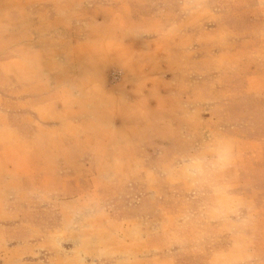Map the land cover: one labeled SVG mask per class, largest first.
<instances>
[{
  "label": "crops",
  "instance_id": "1",
  "mask_svg": "<svg viewBox=\"0 0 264 264\" xmlns=\"http://www.w3.org/2000/svg\"><path fill=\"white\" fill-rule=\"evenodd\" d=\"M75 1L77 5L72 9ZM156 1L160 3L163 1L162 6L158 7L172 10L175 14L176 10L180 9L183 12L181 22L187 24L192 20L193 11L197 13L199 9L203 10L206 4H209V0L203 1V4L198 0L32 1L35 6L50 10L53 17L46 18L45 22L32 21L31 30L39 31L44 25L57 24L59 20L54 17L57 14L55 6H61V19L65 22L57 24L59 32L55 36L50 33L45 35L51 42H57V49L46 51L40 49L39 45H36L40 39L36 34L26 36L24 39L21 37L16 42L22 45L23 40L28 39L32 42L31 47L15 48L8 55L9 60L0 67V264H175V258L167 252L151 251L159 248L147 240V234L145 235L143 229L145 221L143 216L120 217L101 203L102 188L107 187L105 185L107 183L103 181H117V175L110 180L103 179L102 172L117 168L116 163L112 162L113 155H117V146L113 144L111 138L129 136L126 127L137 119L127 110L133 109L129 101L112 99V96L99 101L96 104L99 110L95 112L96 116H89L81 112V105L92 104L91 100L83 103L78 96L81 89H89V95H94V92L101 88L107 92L114 91L120 84L122 73L129 72L128 64L122 61V66L116 70L120 77L116 82H112L108 76L104 78L103 74L94 76L88 82H82L79 79V71L83 70L77 66L71 67L65 82H58L52 74L65 73V68L44 65L46 59L88 57L95 61L99 56L106 57L104 52H109L111 57L122 59L138 57V51L129 47V41L131 40L132 45L134 42V36L130 35V31H134L140 24L135 17L141 16L144 8L148 11L150 4L154 2L155 5ZM241 1L237 7L241 9L240 11L249 13L258 10L259 17L264 21V0H255L256 4L252 6L247 0ZM18 2L29 3L26 0ZM253 23L257 21L253 19ZM144 30L147 48L144 57L162 59L166 53L163 45L156 51L150 50L151 40L148 39L150 33H154V29ZM157 31L160 32V29ZM173 33L174 37L182 34L180 28ZM128 38L129 41L126 40ZM257 40H263L262 33ZM104 42H109L108 51H101L97 47ZM59 43H62V48L59 47ZM71 43L87 44L78 48V51L71 50L70 47V50L66 49L65 45ZM183 48L177 45L169 52L173 58L174 68H181L182 61L184 63L187 58L191 61L193 56L198 55L193 53L190 45L189 48H186V45ZM258 51L259 49L255 48L249 50L246 56L252 58L254 66L260 67H256L259 69L255 74L247 76L244 89L252 95L250 79L258 81L255 88L261 91L258 99L264 103L262 59L264 49ZM26 59L31 61L29 67H25ZM157 66V63L155 67L148 66L146 73L149 76L158 74L160 68ZM85 70L89 73L102 72L91 64ZM148 87L149 85L141 84L134 90ZM78 107L79 110L76 109ZM49 128L61 129V134L58 135L61 146L55 150L47 146L41 152L45 155H57L53 171L47 170L43 175V181L49 182L44 183V188H40L41 192H45L41 194L46 200L44 205L50 206L44 208L46 216L43 217L35 204L39 198L31 195L33 191L31 186L30 190L24 189L23 181L35 183L41 179L42 175L38 168L33 167V159L39 167L42 165L40 158L37 155L35 157V136ZM120 130L122 132L119 134ZM212 138L213 134L207 133L203 146L193 145L191 151H188L193 154V151L201 147H208L214 151L208 153L205 166L202 167L205 172L198 173V169L191 167V161L176 160L173 164L161 167L172 171V174L169 172L168 175L173 176V179L165 175L164 181H174V186L179 183L178 181H262L239 174L246 165L244 163L243 166L241 151L236 152L241 138L229 134L222 136L223 151L220 152L222 157L217 155ZM174 154H177L176 150ZM257 154H259L257 158L261 154V158L264 159V144ZM156 167L159 166L150 163L147 170L143 169L142 181H157L151 177L152 173L155 174ZM54 181L61 182L56 184ZM226 182L221 192L214 196L205 217L207 221L217 222L222 228L230 220L243 226L242 230L247 228V234L253 235L248 239L251 244L242 247L238 243L231 249L254 250L261 245L264 214L261 213L253 192L230 193L229 183ZM147 186L155 189L157 183L149 182ZM27 193L30 194L28 203ZM231 213L233 214L230 215ZM237 214L239 216L235 218ZM210 260L212 262L213 258Z\"/></svg>",
  "mask_w": 264,
  "mask_h": 264
},
{
  "label": "rangeland",
  "instance_id": "2",
  "mask_svg": "<svg viewBox=\"0 0 264 264\" xmlns=\"http://www.w3.org/2000/svg\"><path fill=\"white\" fill-rule=\"evenodd\" d=\"M18 1L0 0V67L9 60L8 55L15 48L31 47V40H23L22 45L16 42L21 37L24 39L36 34L40 39L34 43L39 45L40 49H57V42H51L45 35L50 33L55 36L59 32L57 24L65 22L61 19V6H55L57 14L54 17L59 22L44 25L39 31L31 30L32 21L45 22L46 18L53 15H50V10L35 6L33 2L36 0H26L29 2L27 4ZM198 1L202 4L203 1L207 2ZM161 3L156 1L154 5L153 2L148 11L144 8V13L135 17L140 24L134 31H130V35L134 36L133 45L130 38L126 40H130L131 50L138 51V57L122 59L111 57L109 52H104L106 57L99 56L95 61L88 57L46 59L44 65L65 68V73L52 74L58 82L66 81L65 77L73 66L83 70L79 71V79L82 82H88L101 74L104 78L108 76L112 82H116L120 78L116 70L122 66V61L128 64L129 72L122 73L120 84L114 91L107 92L101 88L94 92V95H89V89H81L78 98L83 103L91 100L92 104L81 105V112L89 116L99 111L96 106L99 101H104L110 96L119 101L127 100L133 107L127 110L131 111L137 120L127 125L129 136L111 138L117 146V155L112 157V162L116 163L117 168L102 172L103 179L110 180L117 175V181H103L107 183V187L102 188L101 203L120 217L143 216V229L147 240L159 248L152 249V252H167L175 258V264H264V227L260 246L254 250L231 249L238 243L242 247L250 245L248 239L253 235L249 236L248 229L242 230L243 226H239L236 221L230 220L222 228L217 222L207 221L205 217L214 196L221 192L226 181H178L174 186V181H164L165 175L173 179V176L168 175L169 172L172 174V171L161 168L180 160L191 161V167L198 169V173L205 172L202 167L205 166L208 153L214 151L201 147L192 154L188 152L191 146H203L207 133L213 134L211 141L214 142L217 155L222 157L221 137L225 134L237 136L242 140L237 144L238 149L235 145L234 148L236 152L241 151L243 166L246 164L239 174L262 181H227L228 191L235 194L253 192L261 213L264 214V159L261 154L257 158L259 148L264 144V103L258 99L261 92L255 88L258 81L250 79L252 95L244 89L247 76L255 74L259 69L256 67H260L254 66L252 58L246 56L248 51L254 48L259 49L258 52L264 49V21L259 17L258 10L249 13L240 11L237 7L242 3L241 0H209L205 9L191 13L192 20L188 21L189 24L181 22L183 12L180 9H177L175 14L172 10L158 7L162 6ZM247 3L250 6L256 4L255 0H247ZM76 5L75 1L72 9ZM251 19L257 23L252 24ZM144 26L149 30L154 29L148 39L151 40L150 50L156 51L160 45L166 49L162 59L144 57L147 54ZM158 28L160 32L157 31ZM177 28L181 29L182 34L174 37L173 32ZM261 33L263 40L258 41ZM61 44L59 43L60 48ZM86 44L71 43L65 47L78 51V48ZM177 45L182 48L184 45L189 48L190 45L193 53L198 54L193 56L191 61L188 58L184 63L182 61L181 68L172 66L173 58L169 53ZM97 47L101 51H108L110 46L109 42H104ZM30 62L26 59L25 67H29ZM156 63L160 68L158 74L149 76L146 73L148 66L155 67ZM90 64L102 72H87L85 69ZM141 84L149 87L134 90ZM76 109L79 110V107ZM90 123L94 124L92 121ZM60 134L61 129L49 128L35 136V157L37 155L40 158L42 165L39 167L33 159V167L38 168L42 176L35 183L23 181L24 189L30 190L31 186L34 192L29 193L39 198L35 204L43 217L46 216L44 208L50 206L44 205L46 200L41 194L45 192H41L40 188H44V183L49 182L43 181V175L47 170L53 171L57 155H45L41 152L47 146L53 150L61 146L58 137ZM174 149L177 154H174ZM150 163L159 166L156 167L155 174H151L152 179L157 181H142L143 169L147 170ZM60 182L54 181L56 184ZM149 182H156L157 188H149ZM29 193L26 197L27 203ZM238 216L237 214L234 217Z\"/></svg>",
  "mask_w": 264,
  "mask_h": 264
}]
</instances>
